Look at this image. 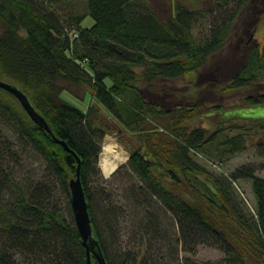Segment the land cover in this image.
Masks as SVG:
<instances>
[{
	"label": "trees",
	"instance_id": "obj_1",
	"mask_svg": "<svg viewBox=\"0 0 264 264\" xmlns=\"http://www.w3.org/2000/svg\"><path fill=\"white\" fill-rule=\"evenodd\" d=\"M62 1L0 0V81L21 91L51 132L33 123L18 101L0 89V264H16L10 251L17 250L47 251L60 264H88L74 218L67 222L41 202V193L29 196L15 183L16 159L27 148L45 160L70 198L68 184L77 162L58 142L80 160L92 238L110 264L96 229L89 184L99 143L114 133L120 140L124 135L131 139L127 167L142 183L145 202H158L185 242L212 243L228 264H264V180L251 166L225 176L195 160L200 156L219 170L205 157L244 151L249 136L264 137V121L249 112H223L216 114L222 119L213 129L191 128L208 118L197 99L203 90L198 75L225 47L236 10H253L254 21L237 31L239 68L220 91L244 95L248 108L264 107V38L259 47L254 35L264 20V0H223L235 5L232 13H219L210 33L199 38L193 27L200 11L185 0H165L167 19L155 13L151 0H86L84 11L67 16L64 24L54 6ZM85 16L93 20L88 29L80 27ZM183 80L191 85L170 93V84ZM163 95L174 96L176 106L160 103ZM211 111L222 112L219 106ZM245 119L249 125L241 122ZM5 128L15 138L12 145ZM261 141L255 145L264 159ZM240 180L251 184L254 216L237 199L234 183ZM69 249L75 250L76 261ZM137 261L143 264L144 259ZM90 262L96 264L94 257Z\"/></svg>",
	"mask_w": 264,
	"mask_h": 264
},
{
	"label": "rangeland",
	"instance_id": "obj_2",
	"mask_svg": "<svg viewBox=\"0 0 264 264\" xmlns=\"http://www.w3.org/2000/svg\"><path fill=\"white\" fill-rule=\"evenodd\" d=\"M85 1L64 0L61 4L54 3L60 22L64 24V19L67 16L79 11L83 12ZM185 1L192 9L200 11L193 27L197 38L210 33V30L213 29V21H217L219 13H232L231 9L235 7L234 4H225L223 0ZM149 4L161 19L169 18L168 1L151 0ZM235 12L230 37L225 47L208 61L198 75V84L203 87V90L197 93V99L200 100L203 112L208 115V118H203L202 121L197 120L191 128L201 126L213 129L222 119L216 114L223 112H228V116H235L237 112H249L253 119L264 121V107L248 108L242 103L244 95L220 91L239 68L236 51L241 39L237 31L241 26H250L254 21L253 10L250 12L247 10L245 14L237 12V10ZM92 25L91 17L85 16L80 27L88 29ZM254 35L258 46L261 47L264 38V20L258 22ZM190 85L188 80L172 83L169 87L170 93L178 92V90L183 91ZM82 92L78 91L77 93L81 96ZM64 96L72 104L81 107L72 97L67 94ZM158 100L169 107L176 106L178 103L174 96L163 95ZM216 106H219L222 112L213 113L211 110ZM241 122L249 125L250 120L245 119ZM3 133L8 142L11 145L14 144L15 138L12 137V132L5 128ZM262 139L264 137L261 134L249 136L246 149L231 157L204 156L209 162L218 165L219 170L202 162L200 156H196L195 160L209 171L225 176L243 166H251L255 170V175L264 180V159L258 157L255 145L262 142ZM130 140L126 135L120 140L117 133L105 136L99 143L100 154L90 175V205L96 229L101 235L110 264H135L140 257L144 259L143 264H228L222 261L224 254L212 243L197 242L193 245L185 242L180 237L174 219L163 210L161 205L151 198L148 203L145 202L142 183L127 167V147L131 145ZM107 146L114 147L115 153H106ZM112 155L118 156L119 159L115 162V170L106 176L102 162L107 159L113 160ZM118 168L120 170L117 171ZM14 172L15 183L23 186L29 196L39 192L41 193V202L46 207L48 206V209L62 214L67 222H70L71 216L74 218L70 198L67 197L60 182L47 171L46 162L41 156L27 148H22L16 159ZM234 188L237 199L243 201L245 213L248 216H254V198L250 182L237 181L234 183ZM32 252L35 254L34 257ZM68 253L70 258L76 261L75 250L69 249ZM10 256L16 264H60L52 255H47V251L17 250L10 251Z\"/></svg>",
	"mask_w": 264,
	"mask_h": 264
},
{
	"label": "water",
	"instance_id": "obj_3",
	"mask_svg": "<svg viewBox=\"0 0 264 264\" xmlns=\"http://www.w3.org/2000/svg\"><path fill=\"white\" fill-rule=\"evenodd\" d=\"M0 89L13 96L21 108L24 110L30 120L35 123L39 128L44 129L51 133L47 124L41 116H39L31 107L26 96L15 86L0 81ZM68 153L74 156L77 162L75 170V177L69 180L68 188L70 192V204L74 216L75 225L79 234L81 244L85 249L86 260L91 264L90 257H94L96 264H106L99 245L96 240L92 238V229L88 214L87 203L85 200L84 192L80 182V160L67 148L63 142H58Z\"/></svg>",
	"mask_w": 264,
	"mask_h": 264
},
{
	"label": "bare ground",
	"instance_id": "obj_4",
	"mask_svg": "<svg viewBox=\"0 0 264 264\" xmlns=\"http://www.w3.org/2000/svg\"><path fill=\"white\" fill-rule=\"evenodd\" d=\"M105 151L106 153H109V154L115 153L114 147L112 146H107L105 148ZM112 158L113 160L107 159L102 162V168L106 176H109L115 170V167H116L115 162L119 159L118 156H113V155H112Z\"/></svg>",
	"mask_w": 264,
	"mask_h": 264
}]
</instances>
